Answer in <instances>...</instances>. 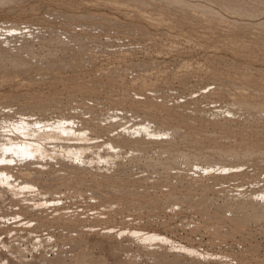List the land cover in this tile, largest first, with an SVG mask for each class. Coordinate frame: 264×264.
Wrapping results in <instances>:
<instances>
[{"label":"rangeland","instance_id":"obj_1","mask_svg":"<svg viewBox=\"0 0 264 264\" xmlns=\"http://www.w3.org/2000/svg\"><path fill=\"white\" fill-rule=\"evenodd\" d=\"M0 264H264V0H0Z\"/></svg>","mask_w":264,"mask_h":264},{"label":"bare ground","instance_id":"obj_2","mask_svg":"<svg viewBox=\"0 0 264 264\" xmlns=\"http://www.w3.org/2000/svg\"><path fill=\"white\" fill-rule=\"evenodd\" d=\"M201 12H202V11H201ZM241 110H242V109H241ZM245 111H246V110H245ZM171 131H172V130H171ZM176 131H177V130H176ZM176 131H175V132H176ZM173 132H174V131H173ZM182 133H183V132H182ZM175 135H176V134H175ZM180 135H181V134H180ZM177 136H178V135H177ZM7 146H8V145H7ZM114 146H115V145H114ZM16 147H17V146H16ZM6 148H7V147H6ZM6 150H7V149H6ZM7 151H8V150H7Z\"/></svg>","mask_w":264,"mask_h":264}]
</instances>
